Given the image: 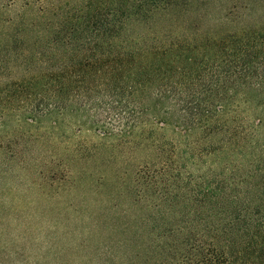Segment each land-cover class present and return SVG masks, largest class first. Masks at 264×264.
<instances>
[{"label":"trees","instance_id":"obj_1","mask_svg":"<svg viewBox=\"0 0 264 264\" xmlns=\"http://www.w3.org/2000/svg\"><path fill=\"white\" fill-rule=\"evenodd\" d=\"M178 1L0 0V128L16 117L52 131L86 100L103 136L170 130L185 145H151L153 170L173 173L195 215L132 222L135 234L104 257L264 264V28L199 32ZM187 164L197 173L183 174Z\"/></svg>","mask_w":264,"mask_h":264},{"label":"rangeland","instance_id":"obj_2","mask_svg":"<svg viewBox=\"0 0 264 264\" xmlns=\"http://www.w3.org/2000/svg\"><path fill=\"white\" fill-rule=\"evenodd\" d=\"M187 5L199 32L218 22L228 34L264 28V0H179L175 8ZM3 11L13 17L19 8ZM79 105V116L69 109L52 131L46 121L33 128L16 117L0 128V264H104L135 234L140 224L132 222L195 215L181 206L173 173L153 170L159 160L151 145L186 141L155 128L149 139L103 136L89 127V103ZM198 168L187 164L183 174Z\"/></svg>","mask_w":264,"mask_h":264}]
</instances>
